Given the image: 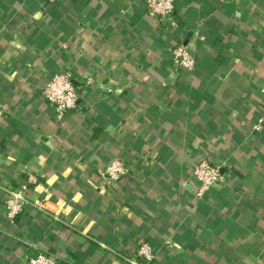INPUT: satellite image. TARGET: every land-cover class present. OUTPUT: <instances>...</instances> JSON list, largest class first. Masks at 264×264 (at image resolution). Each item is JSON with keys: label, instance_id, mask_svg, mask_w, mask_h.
<instances>
[{"label": "crops", "instance_id": "0c3cea01", "mask_svg": "<svg viewBox=\"0 0 264 264\" xmlns=\"http://www.w3.org/2000/svg\"><path fill=\"white\" fill-rule=\"evenodd\" d=\"M184 45L193 69L176 67ZM79 101L43 96L59 72ZM264 0H0V184L28 187L11 222L0 187V264H264ZM224 183L196 193L199 159ZM113 159L128 174L109 181Z\"/></svg>", "mask_w": 264, "mask_h": 264}, {"label": "built area", "instance_id": "2783aa9c", "mask_svg": "<svg viewBox=\"0 0 264 264\" xmlns=\"http://www.w3.org/2000/svg\"><path fill=\"white\" fill-rule=\"evenodd\" d=\"M55 2L57 0H49ZM148 12L153 16L160 18H169L175 10V0H144ZM173 63L176 67L183 69H193L195 59L188 48L184 45H177L171 50ZM43 96L47 102L54 107L58 119L64 116L72 109L76 108L79 101V94L72 83V74L69 71L56 73L43 89ZM260 98L262 102L263 115L259 117L254 130L258 131L264 125V84L260 88ZM129 172L128 166L120 159L111 160L103 171V175L109 181H118L125 177ZM193 175L199 181L200 185L196 193L201 196L212 187L224 183V175L220 167L208 158L202 157L193 167ZM5 192L4 208L9 221L13 222L23 211L25 206L30 203L27 196L28 187L22 185L19 187H9L0 184ZM132 264H152L155 259V250L148 241L141 242L137 247V253L134 258L125 257ZM21 264H61L56 257L38 252L36 255L28 257Z\"/></svg>", "mask_w": 264, "mask_h": 264}]
</instances>
